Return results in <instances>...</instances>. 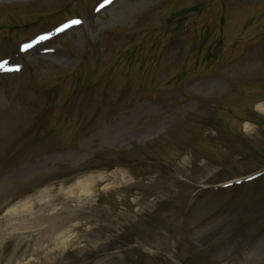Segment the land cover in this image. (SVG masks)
Here are the masks:
<instances>
[{
	"label": "rangeland",
	"instance_id": "1",
	"mask_svg": "<svg viewBox=\"0 0 264 264\" xmlns=\"http://www.w3.org/2000/svg\"><path fill=\"white\" fill-rule=\"evenodd\" d=\"M25 201L64 237L0 264H264V0H0V223Z\"/></svg>",
	"mask_w": 264,
	"mask_h": 264
},
{
	"label": "bare ground",
	"instance_id": "2",
	"mask_svg": "<svg viewBox=\"0 0 264 264\" xmlns=\"http://www.w3.org/2000/svg\"><path fill=\"white\" fill-rule=\"evenodd\" d=\"M91 180L92 179L90 178L80 179L75 183V187H78V189L83 192L88 189ZM27 201L19 203L18 205L13 206L8 209V211H6L5 217L2 218V222L0 223V243H3L4 241L11 238H14L16 241L21 240L20 238L22 233L32 228L35 224H39L40 226L44 225V227L47 228L48 233L43 232L40 236L41 240L45 237H51L52 233L56 234V239H58V237H64V235L60 233L62 225L59 224V218L57 215L51 216L45 221L40 220L42 219L41 217L38 218L36 215L28 213L29 209H27V204L29 201ZM13 219H16L17 221L14 222ZM18 247L19 246H17V248ZM31 254L32 258L24 263L23 257L25 254H21L19 256L18 251L14 250L12 251L11 255H7L5 261H7L9 264H21V262H23L22 264H41L43 261H49V259H51L49 255L46 256L47 258L44 257L42 259V256H40L41 249H34Z\"/></svg>",
	"mask_w": 264,
	"mask_h": 264
},
{
	"label": "snow or ice",
	"instance_id": "3",
	"mask_svg": "<svg viewBox=\"0 0 264 264\" xmlns=\"http://www.w3.org/2000/svg\"><path fill=\"white\" fill-rule=\"evenodd\" d=\"M107 2H108V3H111V0H107ZM74 23L79 24V23H83V22H82V21H75ZM17 67H19V66H17Z\"/></svg>",
	"mask_w": 264,
	"mask_h": 264
}]
</instances>
